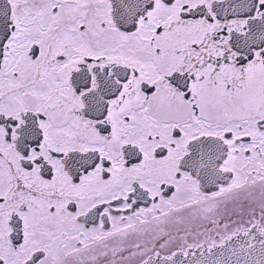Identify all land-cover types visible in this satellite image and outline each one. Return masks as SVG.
I'll use <instances>...</instances> for the list:
<instances>
[{
  "label": "snow or ice",
  "instance_id": "6c2138e0",
  "mask_svg": "<svg viewBox=\"0 0 264 264\" xmlns=\"http://www.w3.org/2000/svg\"><path fill=\"white\" fill-rule=\"evenodd\" d=\"M0 264H264V0H0Z\"/></svg>",
  "mask_w": 264,
  "mask_h": 264
},
{
  "label": "flooded vegetation",
  "instance_id": "af4514ba",
  "mask_svg": "<svg viewBox=\"0 0 264 264\" xmlns=\"http://www.w3.org/2000/svg\"><path fill=\"white\" fill-rule=\"evenodd\" d=\"M204 237H202V236H192V235H189L188 236V240H189V242H192L193 240H202ZM176 243H180V241L179 240H177L176 241Z\"/></svg>",
  "mask_w": 264,
  "mask_h": 264
}]
</instances>
